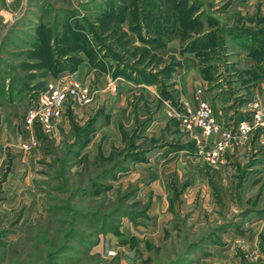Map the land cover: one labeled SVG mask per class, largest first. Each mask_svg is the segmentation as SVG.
<instances>
[{
    "label": "rangeland",
    "instance_id": "1",
    "mask_svg": "<svg viewBox=\"0 0 264 264\" xmlns=\"http://www.w3.org/2000/svg\"><path fill=\"white\" fill-rule=\"evenodd\" d=\"M245 1L0 0V264H264V141L236 131L257 99L213 102ZM62 77L90 101L29 126ZM200 99L231 143L214 166L182 123Z\"/></svg>",
    "mask_w": 264,
    "mask_h": 264
},
{
    "label": "built area",
    "instance_id": "2",
    "mask_svg": "<svg viewBox=\"0 0 264 264\" xmlns=\"http://www.w3.org/2000/svg\"><path fill=\"white\" fill-rule=\"evenodd\" d=\"M90 99L88 86L70 78H57L44 90L37 92L27 109L26 122L29 126L37 123L48 132L61 118L63 108L69 101L86 104ZM182 123L187 128L196 126L202 137L214 140L209 149L202 153L208 164L214 166L222 161L223 154L231 143L228 135L216 122L207 100H198L194 110H188L182 115ZM257 129L261 130L264 141V105L258 99L250 104L249 118L239 122L236 131L238 138L242 139L246 134Z\"/></svg>",
    "mask_w": 264,
    "mask_h": 264
},
{
    "label": "crops",
    "instance_id": "3",
    "mask_svg": "<svg viewBox=\"0 0 264 264\" xmlns=\"http://www.w3.org/2000/svg\"><path fill=\"white\" fill-rule=\"evenodd\" d=\"M258 3L256 0L245 1L243 11H240L238 16L239 19H242L241 22H234V19L230 18L228 31L229 34H233L235 37L232 42L227 44V54L232 56V60H230L232 67H238L237 62H242L243 68H241V72L234 69L237 74L234 82L236 81L237 86L234 87L233 94H229L228 98H224L218 95L220 92H216L217 94L213 97L214 103L219 99L223 105L228 104L225 113L228 117L232 114V120L234 121L236 118L237 121L242 120L245 115L242 112L245 111V108L241 111V109L237 110L230 107L231 102H235V99H242L241 104L243 107L254 99H258L264 105V4ZM80 68L81 66L73 72L76 78L82 77L80 76ZM191 73L195 74L196 77L197 74L194 70L190 71V75ZM190 77H187L189 81L187 85L194 82L196 86L201 81H207V79L206 81L203 80L201 76H197L195 80ZM214 83H210V86ZM146 87L148 89L151 88L150 85ZM237 90L239 91L238 93ZM202 97L206 99L204 95ZM222 123L224 122L221 121Z\"/></svg>",
    "mask_w": 264,
    "mask_h": 264
}]
</instances>
